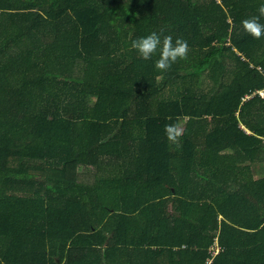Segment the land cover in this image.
Returning <instances> with one entry per match:
<instances>
[{
	"label": "trees",
	"instance_id": "16d2710c",
	"mask_svg": "<svg viewBox=\"0 0 264 264\" xmlns=\"http://www.w3.org/2000/svg\"><path fill=\"white\" fill-rule=\"evenodd\" d=\"M262 2L0 0V264H102L140 217L171 264L215 237L213 264H264ZM154 31L187 59L130 48Z\"/></svg>",
	"mask_w": 264,
	"mask_h": 264
},
{
	"label": "clouds",
	"instance_id": "9594fccd",
	"mask_svg": "<svg viewBox=\"0 0 264 264\" xmlns=\"http://www.w3.org/2000/svg\"><path fill=\"white\" fill-rule=\"evenodd\" d=\"M257 15L250 16L241 21V28L244 33L255 39L264 37V2L257 8ZM235 26V25H234ZM130 48L135 50L144 60H150L159 49L158 59L155 61V68L160 72L168 71L178 60H186L189 52V45L183 38L177 37L173 40L171 35L163 38L157 32H151L147 36L139 37L131 41ZM165 136L168 141L179 145L184 129L177 123H169L164 127Z\"/></svg>",
	"mask_w": 264,
	"mask_h": 264
},
{
	"label": "crops",
	"instance_id": "0c3cea01",
	"mask_svg": "<svg viewBox=\"0 0 264 264\" xmlns=\"http://www.w3.org/2000/svg\"><path fill=\"white\" fill-rule=\"evenodd\" d=\"M136 221L141 224L137 227L138 230L134 234H130L128 242L112 244L106 250L102 264H171V261L167 258L170 256L169 253L164 252V226L162 223L160 229L159 226L157 228L147 226L149 224L147 217H140ZM154 223H157V221L154 220ZM159 230L162 231L160 234L162 239L160 240L155 238L158 236L157 232ZM104 247L105 245L100 246L101 249H104ZM181 247L184 248L185 245L182 244ZM192 258H195L192 253H182L177 264H192L194 262L191 261Z\"/></svg>",
	"mask_w": 264,
	"mask_h": 264
},
{
	"label": "built area",
	"instance_id": "2783aa9c",
	"mask_svg": "<svg viewBox=\"0 0 264 264\" xmlns=\"http://www.w3.org/2000/svg\"><path fill=\"white\" fill-rule=\"evenodd\" d=\"M259 93H260L261 95H264V89L259 90ZM220 249H221V246L218 244V242L213 243V244L210 246V248H209V250H210L212 256H209V257L206 259V261H205L204 264H213V262H212V260H213V256H214V255H215Z\"/></svg>",
	"mask_w": 264,
	"mask_h": 264
},
{
	"label": "rangeland",
	"instance_id": "374dc122",
	"mask_svg": "<svg viewBox=\"0 0 264 264\" xmlns=\"http://www.w3.org/2000/svg\"><path fill=\"white\" fill-rule=\"evenodd\" d=\"M165 92V91H164ZM244 163H248L247 161H245ZM260 165H262V164H260ZM79 170H86L84 167H80L79 168ZM264 174V170H263V168L261 167V168H259L258 166H256V167H254L253 168V175L255 176V177H259V176H261V175H263ZM84 176H86V174H83ZM217 242V238L215 239V241H214V243H216Z\"/></svg>",
	"mask_w": 264,
	"mask_h": 264
}]
</instances>
